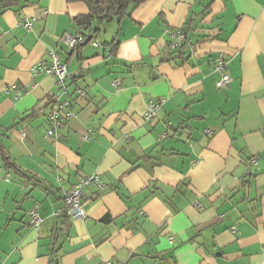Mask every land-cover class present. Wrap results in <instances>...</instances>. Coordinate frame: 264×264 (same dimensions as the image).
<instances>
[{
	"label": "crops",
	"instance_id": "0c3cea01",
	"mask_svg": "<svg viewBox=\"0 0 264 264\" xmlns=\"http://www.w3.org/2000/svg\"><path fill=\"white\" fill-rule=\"evenodd\" d=\"M206 4L146 0L116 21L113 54L99 34L69 50L83 2L0 9V264H264V0ZM186 23V60L168 61ZM52 52L66 92L32 73ZM220 54L231 80L216 90ZM64 99L76 115L55 141L47 116ZM94 174L84 218L67 217L66 192Z\"/></svg>",
	"mask_w": 264,
	"mask_h": 264
},
{
	"label": "built area",
	"instance_id": "2783aa9c",
	"mask_svg": "<svg viewBox=\"0 0 264 264\" xmlns=\"http://www.w3.org/2000/svg\"><path fill=\"white\" fill-rule=\"evenodd\" d=\"M20 26L27 30L32 26V22L26 20L24 22H21ZM64 39L69 50L77 48L84 42L83 36L80 33H77L76 35H68ZM184 41H186V37L182 28L174 29L170 33V40L167 42V47L172 50L176 49ZM92 43L96 47H99L100 45L97 40H93ZM213 68L215 71H218L220 73V78L215 83V89L220 90L225 88L230 82L231 78L228 75L227 60L223 54L218 55V57L215 59ZM38 72L46 73L55 77L57 84L64 89V92H66L65 83L70 77V72L67 69V65L59 60V57L56 53H51V62L49 65H45L44 63L40 62L32 67L33 74ZM21 93L22 90H17L16 95L19 96L21 95ZM74 93H76L77 95H84L85 90L76 88ZM70 105L71 103L68 99H64L61 101L56 100L53 108L50 110L47 116L45 129L46 137L55 141L60 139L58 134L59 129L63 126L66 119L76 115L74 111L70 110ZM153 112L154 103H149L148 109L144 113V117L146 119L151 118L153 116ZM20 136L24 138L26 136V133L24 131H20ZM82 138L87 139L88 135L84 134ZM251 163L256 164V160L252 159ZM90 185L100 187L102 186V182L100 181V178L97 174L86 176L80 181H77L66 192L63 199V209L69 218L73 220L84 218L85 211L81 207V199L84 189ZM26 221L29 225L32 226H37L40 224L41 218L38 214L37 204L32 206L31 209H29V211L27 212ZM106 264L111 263L107 261Z\"/></svg>",
	"mask_w": 264,
	"mask_h": 264
},
{
	"label": "trees",
	"instance_id": "16d2710c",
	"mask_svg": "<svg viewBox=\"0 0 264 264\" xmlns=\"http://www.w3.org/2000/svg\"><path fill=\"white\" fill-rule=\"evenodd\" d=\"M68 2H83L87 7V13L76 16L74 19L76 26L79 29V33L83 36L86 43L92 42L94 38L99 34L103 26L111 21L115 20L119 22L124 17H129L131 12L141 3L146 0H67ZM207 4L205 8L210 6L212 0H206ZM20 0H0V9H9L11 7L17 6ZM185 34L186 41L179 45L176 49H169L166 56L167 60H180L182 63L185 59L187 46L192 45L191 38L189 36L188 24L182 27ZM84 43V42H83ZM82 43V44H83ZM80 44L78 47H80ZM100 44V43H99ZM110 48V54H113L119 44L116 37L109 42H105ZM101 45V44H100ZM4 162L11 167H14L11 162H9V157L3 153ZM68 217V216H67ZM53 259L50 263H53ZM55 264V263H54Z\"/></svg>",
	"mask_w": 264,
	"mask_h": 264
},
{
	"label": "rangeland",
	"instance_id": "374dc122",
	"mask_svg": "<svg viewBox=\"0 0 264 264\" xmlns=\"http://www.w3.org/2000/svg\"><path fill=\"white\" fill-rule=\"evenodd\" d=\"M116 28H117V24L115 20L105 24L98 35V39L100 40V42L104 43L111 41L114 32L116 31Z\"/></svg>",
	"mask_w": 264,
	"mask_h": 264
},
{
	"label": "water",
	"instance_id": "95a60500",
	"mask_svg": "<svg viewBox=\"0 0 264 264\" xmlns=\"http://www.w3.org/2000/svg\"><path fill=\"white\" fill-rule=\"evenodd\" d=\"M86 42H87V40H85L83 44H85Z\"/></svg>",
	"mask_w": 264,
	"mask_h": 264
}]
</instances>
